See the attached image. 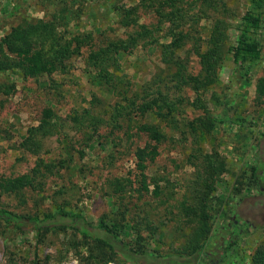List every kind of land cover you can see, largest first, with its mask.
<instances>
[{"label":"rangeland","instance_id":"rangeland-1","mask_svg":"<svg viewBox=\"0 0 264 264\" xmlns=\"http://www.w3.org/2000/svg\"><path fill=\"white\" fill-rule=\"evenodd\" d=\"M176 1L167 7L179 9L172 24L156 12L157 1L146 0L136 14L146 27L141 29L121 26L113 10L141 0H0V39L25 18L50 21L65 8L76 18L65 35L78 39L65 69L50 76L0 74V177L32 178V185L19 193L0 190V208L28 216L61 208L80 213L92 227L124 213L131 228L124 240L132 244L139 237L153 255L172 254L183 250L195 231L192 209L207 192L212 233L228 226L232 215L256 227L244 228L246 239L225 262L249 264L264 241V196L257 194L251 178V167L264 163V100L256 94L264 76V29L262 60L237 72L229 48L237 42L250 0ZM17 3L22 9L11 17ZM217 27L226 33L223 49L208 61ZM176 38L180 48L169 61L179 64L167 70L161 45ZM120 42L131 49L122 47L118 65L107 67L112 82L101 84L100 61L97 66L89 57ZM176 74L177 79L188 77L190 85L172 80ZM161 97L176 104L170 119L159 116L165 112L163 101L131 120L116 111L118 104L127 107L134 101L137 107ZM46 108L54 113L51 126L37 130ZM225 111L232 120L217 123ZM146 123L160 126L165 135L160 155L147 169L150 193L140 191L136 182L135 153L149 142L139 127ZM210 156L224 158L226 169L214 174L206 168ZM157 185L159 196L152 192ZM25 231L12 232L0 221V264H104L96 246L71 230L38 234L29 225ZM140 263L154 264L151 259Z\"/></svg>","mask_w":264,"mask_h":264},{"label":"trees","instance_id":"trees-1","mask_svg":"<svg viewBox=\"0 0 264 264\" xmlns=\"http://www.w3.org/2000/svg\"><path fill=\"white\" fill-rule=\"evenodd\" d=\"M154 1L158 2L156 12L160 18L168 20L171 18L172 24L176 23L174 19L176 16L175 13L179 9L167 11V7H174L177 1L150 0V2ZM145 2L146 0H141L139 5L130 8L115 6L113 10L120 18L119 24L127 28L139 27L145 29V26L139 25L136 16L137 12L140 11L139 9L145 6ZM21 9L22 5L18 3L14 4L11 7L9 15L14 17ZM65 9L55 15L50 21L28 20L25 18L19 25L11 28L10 32L0 39V74L7 71H17L25 77L38 78L50 76L54 72L65 69V61L70 59L73 54L71 50L72 45L75 41H78L77 38L76 40L70 41L65 35L67 28L72 24V20L76 19L75 17H71ZM263 29L264 0H250L249 8L243 15L238 26L239 35L237 42L229 48L237 72H243L247 66H251L262 60L263 49L260 32ZM174 30V34H171L172 38L177 36V31L176 29ZM213 34V48L207 53L209 54L207 56L208 61L210 58L211 60H215L219 53H221L226 35L225 30L220 28L215 29ZM85 38L89 37L87 36ZM80 39L81 42L84 41L83 38ZM180 43V38H176L169 45H161L163 63L166 64V59L168 61L169 59L173 60L175 56L173 52L180 48ZM129 46L125 42L112 44L100 49L97 54L89 57L91 62L93 61L97 66L100 61L99 67L101 68H99L100 73L98 74V78H100L101 84H104L103 82L105 84L112 82L110 79L112 76L108 72L107 67L111 66L109 64L110 62L112 65H118V57L122 54V47L126 48L129 52L131 49ZM167 64V70H173V66L179 64V61L174 59V61H169ZM208 67L212 70L215 65L212 62L209 63ZM94 78H97V76ZM178 78H180L179 74ZM171 79L178 80V84L180 85H190V80H187L188 77L177 79L176 74V79L174 77H171ZM113 88L117 90L116 85ZM256 94L257 99L264 100V76H261L257 81ZM162 97L161 100L157 98L152 102H145L137 107L134 101H129L127 107H121L118 104L116 111L119 115H123L131 120L133 115L144 117L150 113L158 102L163 101L166 106L165 112L159 116L165 120L170 119L171 114H174L173 108L176 104L168 101V99H162ZM161 112L163 111L161 110ZM53 118L54 113L52 109L46 108L42 113L40 125L37 127V130H44L50 127ZM216 120L217 123H225L227 120L232 119L227 111H225V118ZM216 122L215 120H211L209 124L211 127H215ZM139 131L148 136L149 142L144 147H139L135 153L138 171L136 182L139 185L140 191L150 193L151 186L148 181L147 169L149 164L154 162L160 155L159 146L164 140L165 135L160 126L148 123L142 124L139 127ZM207 158L206 168L208 167L214 174L226 169V161L224 158H215L214 156ZM251 178L254 182L253 188L257 191V194L264 196V163L261 162L251 167ZM212 182L214 181L212 180ZM31 185L32 178L30 179L27 175L7 179L0 177V190L4 193H19ZM214 185V183L210 185L209 193L215 189ZM152 192L155 196L161 195L159 185ZM208 196L209 194L206 192L201 197L199 204L192 209V212L195 214L196 228L188 239L186 246L183 250L172 254L160 253L153 255L147 250L146 244H143L142 239L139 237L134 239L132 244L124 240L123 235L131 236V228L126 223L124 213H117L113 218L104 217L100 220L97 227H92L91 225H87L85 218L80 213L61 208L52 213H45L43 216L21 215L15 211L0 208V221L5 223L8 230L19 234H26L25 229L29 225L38 234L42 232L66 233L71 230L75 234L81 235L85 242L92 243L96 246L99 250L100 257L104 260V264L112 261L122 262L123 264H125V261H130L133 264H141L140 262L145 259H151L154 264H226L227 256L236 251L238 245L246 239L249 232H246L244 228L250 227L255 229L256 227H252L248 220H241L237 216L232 215L228 220V226L223 225L215 233H212L211 221L213 217ZM128 228L130 232L126 230ZM249 264H264V241L250 256Z\"/></svg>","mask_w":264,"mask_h":264}]
</instances>
